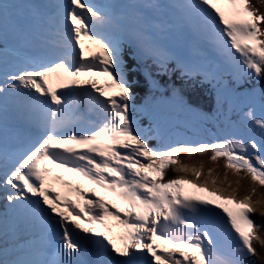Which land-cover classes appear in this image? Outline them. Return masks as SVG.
I'll return each mask as SVG.
<instances>
[{"label": "snow or ice", "instance_id": "obj_1", "mask_svg": "<svg viewBox=\"0 0 264 264\" xmlns=\"http://www.w3.org/2000/svg\"><path fill=\"white\" fill-rule=\"evenodd\" d=\"M262 7L0 0V264H264Z\"/></svg>", "mask_w": 264, "mask_h": 264}, {"label": "rangeland", "instance_id": "obj_2", "mask_svg": "<svg viewBox=\"0 0 264 264\" xmlns=\"http://www.w3.org/2000/svg\"><path fill=\"white\" fill-rule=\"evenodd\" d=\"M181 131H185V130L181 129ZM189 134H191V133H189ZM53 171L54 170H52V172L50 173V176H53V177L57 176V175H52ZM57 171H59V176L62 177L63 180H67V181H69L72 184L79 183L85 189H87L88 187H93V186L87 185L86 182L79 180V178L74 177L71 173L64 172L62 169H58ZM48 180L49 179L46 180V183H47V184H45L46 187H48L50 189L52 187L54 189V191L58 192L57 186H55L53 183H49ZM55 181L61 183V185L64 186L61 181H59V180H55ZM185 189H186V192H187V190H188L187 186H185ZM95 191H96L97 195L103 196L105 200L109 201L110 203H116L119 206V202L115 201V199L113 197H111L110 194L103 192L99 188H95ZM66 194L69 195L70 199L80 200V198L76 196L74 191L68 192V189H66ZM80 202H81V200H80ZM97 229H98V226H97ZM160 247L161 248H165V247L170 248L171 246L170 245L160 244Z\"/></svg>", "mask_w": 264, "mask_h": 264}, {"label": "trees", "instance_id": "obj_3", "mask_svg": "<svg viewBox=\"0 0 264 264\" xmlns=\"http://www.w3.org/2000/svg\"><path fill=\"white\" fill-rule=\"evenodd\" d=\"M256 2H257V0H253V3H256ZM261 10H264V7H262ZM136 78L141 82V84H143V77L140 76L139 73L136 74ZM160 79L163 81V79H166V78H160ZM134 90H135L136 92H138V93H140V92L142 91V89L139 88V87L135 88ZM189 95L192 96V98H193L195 101H197V102H202V103H204V106L207 107L208 97H207L206 95H204V94L202 93L201 90L197 89L195 92L190 93ZM180 158H181V160H183V161H185V162H187V163H191L192 161L199 160V159H204L205 162H206V163H205V166H206V167L208 166V165H207L206 157H198V156H194V157H192L191 160H187V159L184 157V155L181 154V157H180ZM217 164H218V170H219V171L221 172V174H222V172H223V161H218ZM168 175L171 176V175H174V173H172L171 171H169ZM242 183L247 184V178H245V180L242 181ZM257 192H258V194H260V195H264V187H259V186H258V187H257ZM253 219H254V220H257L258 222H261V218H260V217L253 216ZM257 250H258V251L260 250L259 246H257Z\"/></svg>", "mask_w": 264, "mask_h": 264}, {"label": "bare ground", "instance_id": "obj_4", "mask_svg": "<svg viewBox=\"0 0 264 264\" xmlns=\"http://www.w3.org/2000/svg\"><path fill=\"white\" fill-rule=\"evenodd\" d=\"M83 43H84L85 45H87L86 52H85L86 55L88 54V49H91L92 51H96V50H97V46L94 45V44H92L90 41L85 40V41H83ZM101 82H102V79H101ZM98 86H99V85H98ZM42 167H48V168H51L52 170H54L53 173H52V175H57V176H59V171H57L58 168H55L53 165L49 164L48 162H44L43 165H42ZM47 179H49V180H48L49 183H53L55 186H57V190H58V192H60L61 196H63V195L66 194V189H67V188L64 187V186H62L61 183L56 182V181H55L56 179H54L53 176H50V173H48V174L45 175V184H47V183H46V180H47ZM45 186H46V185H45ZM51 190H52L53 192H56V191H54V189H53L52 187H51ZM81 203H82V200H81ZM66 214H67V212H66Z\"/></svg>", "mask_w": 264, "mask_h": 264}]
</instances>
